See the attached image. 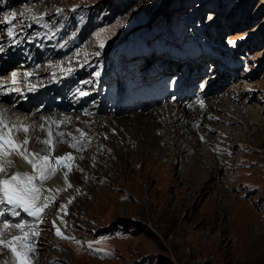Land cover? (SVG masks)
<instances>
[{"label": "rangeland", "instance_id": "374dc122", "mask_svg": "<svg viewBox=\"0 0 264 264\" xmlns=\"http://www.w3.org/2000/svg\"><path fill=\"white\" fill-rule=\"evenodd\" d=\"M59 5L65 11L59 13L52 26L61 28L68 22L71 31L81 36V43L75 41L76 37L80 39L75 34L66 38L73 46L83 44L98 59L91 66V75H95L105 62L113 65L111 57L119 59L122 66L146 67L157 62L167 71L182 74L186 69L190 76L196 74L194 81L203 86L198 87L197 92H204L205 99L229 85L242 84L240 80L246 79L250 87L245 97L248 96L247 103L252 107L248 111L253 113L255 108H261L264 115V0H59ZM77 5L79 7L72 11ZM101 42L103 47H100ZM109 44L113 47L108 53ZM247 122L245 137L239 141L234 137L230 152L226 147L214 150L216 160L229 156L230 163L219 175L224 180L232 176L229 182H214L216 184L208 187L200 185L193 189L195 196L191 202L186 199V192H192L191 189L183 181L175 183L176 187L170 188L173 192L169 201H176L181 210L161 211L167 203L159 200L146 216L148 221L119 213L103 224L94 225V219L89 218V228L76 224L74 228L80 235L64 240L71 250H75L77 241L84 239L86 245L91 242V248L83 246V249L98 257L101 252L94 249L98 246L97 249L104 250L107 238H114L118 241L119 252L113 258L115 264H207L208 256L199 252L190 255L191 244L183 240L188 234L183 233L201 230L212 231L214 235L216 227L209 228L207 223L231 220V225L224 226V230L228 229L233 236L230 242L229 238L224 242L233 248L236 256L241 238L252 249L251 253H256L258 245V264H264V131L251 135L260 124L252 120ZM168 168L175 176L180 173V165L172 161ZM140 169L133 168L131 172L140 174L141 189L144 192L150 187L155 189L158 179L153 175L145 177ZM118 174L125 181L124 174L120 171ZM219 178H211V182ZM197 181L202 179L199 177ZM178 187L185 189L181 192ZM179 195L182 202L177 199ZM134 198L131 193L123 201L138 205ZM230 199L232 204L227 202ZM214 203L217 208L209 216ZM152 218L157 220L162 233L150 223ZM106 235L107 238L102 239ZM172 241L173 246H170ZM126 243L132 245L123 246ZM62 255L50 262L72 264L67 255Z\"/></svg>", "mask_w": 264, "mask_h": 264}, {"label": "bare ground", "instance_id": "6f19581e", "mask_svg": "<svg viewBox=\"0 0 264 264\" xmlns=\"http://www.w3.org/2000/svg\"><path fill=\"white\" fill-rule=\"evenodd\" d=\"M2 3L3 1H0V18L12 11L18 14L14 22L17 26L19 40L16 43H13V41L2 43L5 53H9L12 58L26 36L31 34V37H33L46 29L38 27L35 21L29 19L30 15H41L47 12L48 15L44 16L43 22H47L49 25L59 15L55 11L56 8H60L59 0H15L13 4L7 7H3ZM26 8L33 9L34 12L26 16H20L19 14L24 12ZM2 25L3 23H0V26ZM63 42H65V45L70 46L68 51L63 54L56 51L55 56L48 60L38 71L40 74L38 78H42V84L45 80L52 79L53 73L59 75L67 73L61 69L71 68L73 71L79 72L84 69V74L88 75L87 77L93 76L87 70V66L93 65L98 59L96 60V57L90 54L83 44L73 46V42L67 38ZM5 59L6 57L1 56L0 63L4 62ZM20 61L22 59L19 60V63ZM240 82L242 84L229 85L220 93L208 99L204 98V92L202 91L197 92L195 95L182 97V100L167 97L154 105L147 102V107L141 111L130 110L125 112L123 111L124 108L116 113L101 111L98 109L99 99L92 96L91 104L88 105L89 111L86 113L69 111L58 114H43L35 118L33 121L40 124L43 122L42 117H52L54 119L68 117L71 123L63 125L60 130L70 131L78 135L76 129H83L92 138L91 147L79 154L84 159L76 161L85 171L83 173L75 171L71 173L69 182L73 184V188L66 189L60 193L58 198V203H66L69 197H74L72 203L67 206V215L64 216L67 226L65 227L64 223L57 219V224L61 227L62 232L66 236H79L80 232L74 228V225L80 224L84 229L89 228V218L94 219V225H99L119 213L134 215L133 217L145 220L151 210H154L159 200L167 203V205L163 204L161 211L168 209L181 210L182 207L177 205L176 201L174 203L169 201L170 194L173 192L170 188L176 187L175 183L183 181L185 186L187 185L191 189L192 192H186V199L191 202L195 196L193 195V189L200 187V185L203 184V186L208 187L216 184L214 182H229L232 176L226 177L225 180L219 178L221 171L227 167V163H230L229 156L224 157L225 159L222 158L221 161L216 160L214 150L226 147L230 152V145L235 143L233 138L242 140V137L246 135L247 121L252 120L260 124L257 131L251 135H260V132L264 131V115L261 113V108H255L252 111L253 113L248 111L251 105L247 103L248 96L245 97V95L250 83L246 79L240 80ZM200 101H203V106H201ZM1 103L3 102L0 101ZM14 106L15 103L12 105L7 103L6 107L3 108L9 109L11 114L19 116L25 113L20 112L18 114ZM33 134L44 135L39 133L38 129ZM101 145L103 147H100ZM68 151L73 150L67 144H61L54 154L60 155ZM93 156L95 157L94 162L90 159ZM171 161L180 165V173L177 176L173 174V171L171 173L169 171L168 165H171ZM16 165L20 170L30 171V166L23 160L17 159ZM133 168L136 170L141 168L140 171L143 172L145 177L153 175L158 179L157 183L159 182L160 186H154L155 189L152 187L147 188L148 191L144 192L145 190L141 189L139 182L141 181L140 174L131 172ZM119 171L124 174L125 181L118 174ZM199 177L202 181L198 182L197 178ZM211 178L219 179L211 182ZM48 186L63 187L60 176L58 175L49 181ZM75 188H79L80 192L77 193ZM119 188L122 189L120 193L117 192ZM180 188L178 187L177 190L181 192L185 189ZM112 189L116 191L112 192ZM131 193L135 195L134 199L138 205L131 203V201H123ZM179 197L180 195L177 196L178 200H180ZM86 199H88L87 202ZM229 201L232 204L233 200L230 199L227 202ZM216 208V203H214L212 210H210L212 214L209 216L215 213ZM225 218L224 215L223 219ZM20 219L32 220L26 214H22L21 217L10 218L9 223L14 224ZM53 219H56L55 207L48 210L44 222L39 225L41 234L37 244V264H53L50 260L59 258L61 253L62 256L67 255L72 264H115L116 260L113 258L119 252L117 251L118 241L116 242L114 238H107L108 234L106 237H102V239L107 238L104 250L111 253V255H105V251H101L98 257L90 255L83 249V246L89 249L88 245L84 244V239L74 245L75 250H71L67 244L68 242L55 234V228L51 224ZM230 222L231 220L217 224L207 223L210 224L209 228L216 227L214 235L211 233L212 231L199 230L195 233H187L183 229L182 231H185L183 235L188 234V236L183 237V240L191 244L190 255L193 256L196 252L206 255L209 264H258L256 257L258 255V245H256V253H251L252 249L247 246V243L241 241L243 240L241 238L236 249L238 256H236L232 250L233 248L231 249L225 243L228 238V242H230L231 236H233L231 231L224 230V226L231 225ZM150 223L158 232L162 233L158 228L156 219H150ZM238 232H241V230ZM19 234V231L14 227H10L5 231V236L9 239L11 236ZM172 238L174 239L175 235ZM131 245V243H126L123 246L130 247ZM170 246H173V241ZM60 248L64 251L61 250L60 252ZM173 254L177 259L175 253ZM9 255L6 253L2 258L8 259Z\"/></svg>", "mask_w": 264, "mask_h": 264}, {"label": "snow or ice", "instance_id": "6c2138e0", "mask_svg": "<svg viewBox=\"0 0 264 264\" xmlns=\"http://www.w3.org/2000/svg\"><path fill=\"white\" fill-rule=\"evenodd\" d=\"M77 7L79 6H74L72 11H75ZM55 11L62 13L65 10L56 8ZM33 12V9L26 8L19 15L26 16ZM46 15H48L47 12L41 15L32 14L29 19L36 23H43V26L48 28L50 25L43 22ZM17 16V12L12 11L0 18V23L10 25L6 29L9 37L15 38L17 35V26L13 23ZM16 42L13 39V43ZM100 47H103V42ZM2 50L0 47V51ZM96 55H99V52ZM61 70L68 74L73 71L71 68ZM25 75L32 77L34 73L27 72ZM95 75L98 77L100 72H96ZM52 78L56 79L55 73L52 74ZM10 83L13 86L18 83L17 72L11 73ZM36 87L35 84H29L28 90L33 91ZM13 91L20 93L22 90L12 86L6 87L0 83V93L7 94ZM77 91L80 96L88 95L87 92ZM200 104L203 106V101H200ZM41 119L43 122L40 124L30 122L27 117L11 114L9 109L0 107V264H37V244L41 234L39 225L44 222L48 210L53 207L56 208V219L51 220V224L55 228V234L62 239H75V237L66 236L57 224L59 219L65 227L67 226L64 216L67 215V206L72 203L74 197H69L66 203H58V198L60 193L73 188V184L69 182L70 174L74 171L79 173L85 171L76 161L84 159L79 154L91 147L92 138L83 129H76L78 135L60 130L63 125L71 123L68 117L63 119L42 117ZM37 129L44 135H34ZM61 144H67L73 151L60 155L54 154ZM17 159L29 165L30 171L18 169ZM90 159L95 161L94 156ZM58 175L63 182V187L48 186V182ZM75 191L79 193L80 189L75 188ZM22 214H26L32 220L20 219L14 224L9 223L10 218L21 217ZM10 227L17 229L20 234L7 238L5 231ZM88 247H92L91 242ZM94 251L105 250L94 249ZM6 253L10 255L8 259H3ZM105 255H111V253L105 251Z\"/></svg>", "mask_w": 264, "mask_h": 264}]
</instances>
